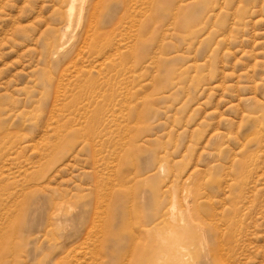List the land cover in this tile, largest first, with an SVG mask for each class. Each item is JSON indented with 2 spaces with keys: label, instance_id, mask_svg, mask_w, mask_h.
I'll return each mask as SVG.
<instances>
[{
  "label": "rangeland",
  "instance_id": "obj_1",
  "mask_svg": "<svg viewBox=\"0 0 264 264\" xmlns=\"http://www.w3.org/2000/svg\"><path fill=\"white\" fill-rule=\"evenodd\" d=\"M82 2L0 0V264H264V0Z\"/></svg>",
  "mask_w": 264,
  "mask_h": 264
},
{
  "label": "bare ground",
  "instance_id": "obj_2",
  "mask_svg": "<svg viewBox=\"0 0 264 264\" xmlns=\"http://www.w3.org/2000/svg\"><path fill=\"white\" fill-rule=\"evenodd\" d=\"M76 1L77 0H70V5H71V8H70V6H69V8H70V16L72 17L73 16V11L74 10H76L75 8V6H77V4H76ZM82 1H84V2H82V5L84 4L85 6H84V8L85 7H87L86 6V3H87V0H82ZM89 1V0H88ZM78 3V2H77ZM88 4H89V2H88ZM91 4V3H90ZM93 4V3H92ZM92 6V5H91ZM82 9H84L83 8V6L81 7ZM87 9H88V7H87ZM81 11V10H80ZM84 11V10H83ZM82 11V12H83ZM87 11V10H86ZM79 13V12H78ZM81 13V12H80ZM84 14H86V12L84 13ZM66 15H68V13L66 14ZM80 15V14H79ZM81 15H82V13H81ZM69 17V16H68ZM78 17H80V16H78ZM81 19H83V18H81ZM73 21V20H72ZM191 195V194H190ZM173 204H174V202H173ZM189 206V205H188ZM183 208V207H182ZM173 211H175V210H173ZM194 213H195V210H194ZM200 215V214H199ZM182 219V218H181ZM183 220V219H182ZM183 221H185V222H187V224H189L190 226H197L196 225V222H197V220L195 219V217H194V215L191 213V211L188 209V211H187V216H186V218L183 220ZM198 223V222H197ZM202 225V224H201ZM209 225H212L213 226V224H209ZM199 226V225H198ZM203 226V225H202ZM215 226H216V224H215ZM204 227V226H203ZM202 227V228H203ZM216 229V228H215ZM218 229V228H217ZM183 230V229H182ZM205 231V230H204ZM221 234V233H220ZM205 236V235H204ZM223 236V235H222ZM199 237V236H198ZM206 238H208V236L206 237ZM220 238H222V237H220ZM220 238L218 239V240H220ZM198 240V239H197ZM207 242V241H206ZM222 242V241H221ZM162 243V246L166 249V251L169 253V257H170V260L174 263V264H184V262H185V260H183V254L185 253V252H187V250H186V247H184L183 245H180V244H178L177 242H175V241H162L161 242ZM182 243V242H181ZM203 243V242H202ZM205 243V242H204ZM223 243V242H222ZM196 244V243H195ZM224 244V243H223ZM208 249V248H207ZM204 251V250H203ZM216 252V251H215ZM214 252V253H215ZM151 253V252H150ZM163 253V252H162ZM161 254V253H160ZM218 254H219V251H218ZM194 254H192V256H193ZM214 255V254H213ZM212 255V256H213ZM166 256V255H165ZM208 256H210V255H208ZM190 257V256H189ZM197 257V256H196ZM200 257V256H199ZM193 258V257H192ZM194 259H195V257H194ZM193 259V260H194ZM159 260V259H158ZM191 260V259H190ZM188 261V260H187ZM196 261V260H195ZM194 261V262H195ZM221 261V260H220ZM159 262V261H158ZM226 262V261H225ZM187 263V262H186Z\"/></svg>",
  "mask_w": 264,
  "mask_h": 264
}]
</instances>
